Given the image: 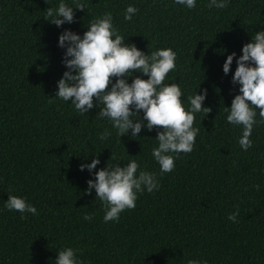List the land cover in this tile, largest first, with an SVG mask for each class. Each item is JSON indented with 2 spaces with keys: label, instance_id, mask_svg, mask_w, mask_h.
<instances>
[{
  "label": "trees",
  "instance_id": "16d2710c",
  "mask_svg": "<svg viewBox=\"0 0 264 264\" xmlns=\"http://www.w3.org/2000/svg\"><path fill=\"white\" fill-rule=\"evenodd\" d=\"M57 3L0 0V264H55L65 246L78 249L85 264H264V123L254 125L253 145L242 150V127L229 124L224 110L238 91L231 83L235 57L229 73L222 71L227 54L240 55L264 27V0H230L223 9L197 0L190 10L173 0H89L86 12L75 10L74 22L60 28L43 17ZM128 4L138 12L124 20ZM105 11L126 43L176 52L165 83L181 86L185 107L188 96L207 89L203 106L211 111L195 113L193 150L181 152L171 172L160 175L151 156L155 128L120 140L97 117L99 108L80 113L54 96L65 70L58 34H82ZM106 128L113 135L102 142ZM94 155L97 168L113 157L122 165L136 160L157 174L158 190L139 193L135 208L104 222L95 191H84L94 177L78 168ZM8 195L24 197L38 214L8 210ZM237 209L236 221L228 220Z\"/></svg>",
  "mask_w": 264,
  "mask_h": 264
},
{
  "label": "clouds",
  "instance_id": "9594fccd",
  "mask_svg": "<svg viewBox=\"0 0 264 264\" xmlns=\"http://www.w3.org/2000/svg\"><path fill=\"white\" fill-rule=\"evenodd\" d=\"M196 2L173 0L189 10L196 6ZM229 2L208 0V7L223 9ZM88 3L89 0H58L54 7L46 8L43 17L60 28L74 22L75 10L86 12ZM137 12L136 6L128 4L124 9V20H131ZM86 24L82 34L70 28H64L58 34L57 46L63 49L61 63L65 70L56 81L54 96L70 101L80 113L99 108L97 117L109 121L119 139L122 135L135 139L140 137L142 129L150 132L155 128L157 144L152 148L151 156L159 165L160 175L171 172L177 156L193 150L199 132V128L193 126L195 113L211 111L210 107L203 106L207 89L188 96L185 107L181 86L165 83L170 71L177 66V54L172 48H156L149 53L135 43H126L110 11L93 17ZM240 52V55L235 51L228 53L222 64V71L227 75L235 57L231 83L238 85L230 106H225L224 110L229 124L242 127L238 143L242 150H247L253 145L250 136L254 125L264 123V27L251 34ZM112 135V131L106 128L100 133L99 140L103 142ZM84 156L86 158L88 153ZM120 161H124L123 158L113 157L97 168L100 159L94 155L90 162L78 165L81 171L87 169L90 177H94L86 180L84 191H95V198L99 199L104 211V222L116 221L125 209L135 208L139 193L159 188L155 172L141 169L134 159L123 165ZM4 207L21 214H38L35 205L22 196L8 195ZM238 212L239 209L229 213L228 220L235 222ZM83 219L91 220L92 215L85 213ZM77 252L78 249L71 246L58 249L55 264H85ZM187 264L208 262L189 259Z\"/></svg>",
  "mask_w": 264,
  "mask_h": 264
}]
</instances>
